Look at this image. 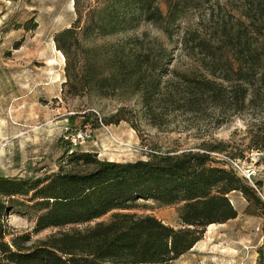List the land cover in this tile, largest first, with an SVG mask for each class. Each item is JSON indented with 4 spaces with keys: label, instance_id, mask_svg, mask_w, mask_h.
I'll list each match as a JSON object with an SVG mask.
<instances>
[{
    "label": "trees",
    "instance_id": "trees-1",
    "mask_svg": "<svg viewBox=\"0 0 264 264\" xmlns=\"http://www.w3.org/2000/svg\"><path fill=\"white\" fill-rule=\"evenodd\" d=\"M159 1L96 0L97 5L87 9L78 2L74 24L58 32L53 41L69 61L72 48L81 46L80 38L117 36L136 31L143 23L156 25L173 39L189 12L205 2L166 0L164 12ZM221 6L227 8L225 14ZM204 13L215 23V31L206 38L201 31L184 30V49L200 53L204 60L199 73L182 76L181 86L165 92V49L155 61L150 48L126 54L120 44L108 50L111 72L104 80L140 94L149 112L170 105L191 114L211 109L223 117L251 115L250 149L264 152V0H225ZM31 23L35 28L31 20L24 28L30 30ZM77 79H70L68 73L64 84L78 86L72 83ZM57 145L69 170L0 176V264H172L189 253L211 225L237 218L230 198L236 192L248 203L246 213L262 219L263 242L256 264H264L263 184L254 182L255 189L226 162L212 157L225 149L115 162L101 160L97 153L62 138ZM147 202L178 207L180 227L134 213L146 209ZM15 208L37 213L33 234L47 229L59 232L27 246L31 234H15L7 222ZM108 214H112L109 222L80 229Z\"/></svg>",
    "mask_w": 264,
    "mask_h": 264
},
{
    "label": "rangeland",
    "instance_id": "rangeland-1",
    "mask_svg": "<svg viewBox=\"0 0 264 264\" xmlns=\"http://www.w3.org/2000/svg\"><path fill=\"white\" fill-rule=\"evenodd\" d=\"M204 1L174 30L173 39H168L156 25L143 23L136 31L117 36L80 38L81 46L72 48L68 61L57 49L54 36L74 24L78 2L80 8L87 9L96 6V0H0V176H40L60 168L69 170L71 167L60 158L63 150L58 140L68 142L66 137L75 130L87 128L94 139L80 149L97 153L101 160L135 162L160 154L225 149L213 152L212 157L224 162L238 160L244 170L255 173L252 179L263 184L264 192V152L250 149L249 126L254 121L251 115L223 117L211 109L191 114L170 105L149 112L140 94L126 85L104 80L111 72L108 50L118 44L126 54L150 48L155 61L166 50V72L162 76L168 87L165 92L181 86L185 73H199L204 57L184 49V30L201 31L208 38L205 35L215 31V23L211 24L204 12L225 0ZM166 3L159 1L164 12ZM221 9L225 14L227 8ZM30 20L36 27L31 28V23L30 30H26L24 24ZM68 73L72 80L77 76L78 81L72 83L78 86L64 84ZM230 198L238 211L237 218L207 228L196 246L172 264L257 263V250L263 242L262 219L246 213L248 203L241 193H232ZM147 203L146 209L134 213L153 215L180 227L178 207ZM36 216L34 210L25 208H15L7 216L13 233L31 234L27 246L59 232L47 229L33 234ZM111 218L112 214H108L80 229Z\"/></svg>",
    "mask_w": 264,
    "mask_h": 264
},
{
    "label": "built area",
    "instance_id": "built-area-1",
    "mask_svg": "<svg viewBox=\"0 0 264 264\" xmlns=\"http://www.w3.org/2000/svg\"><path fill=\"white\" fill-rule=\"evenodd\" d=\"M102 126L107 130L113 141L118 143V140L114 137L109 128L104 124H102ZM66 139H68L69 142L74 146H82L87 142L92 141L94 139V134L91 130H88L87 128H85V130L77 129L74 133L69 135V137H66ZM228 161L229 162H226L228 167L233 168L238 174L243 176L255 189H257L252 179L255 173H251L250 171L244 170L241 167L240 162L236 159H229Z\"/></svg>",
    "mask_w": 264,
    "mask_h": 264
},
{
    "label": "bare ground",
    "instance_id": "bare-ground-1",
    "mask_svg": "<svg viewBox=\"0 0 264 264\" xmlns=\"http://www.w3.org/2000/svg\"><path fill=\"white\" fill-rule=\"evenodd\" d=\"M214 226H215V225H214ZM212 227H213V225H211V226L209 227V229L212 228Z\"/></svg>",
    "mask_w": 264,
    "mask_h": 264
}]
</instances>
